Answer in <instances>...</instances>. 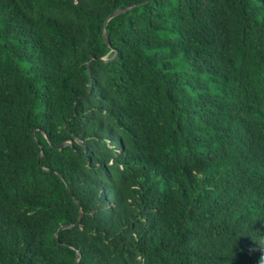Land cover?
I'll list each match as a JSON object with an SVG mask.
<instances>
[{
  "label": "trees",
  "instance_id": "trees-1",
  "mask_svg": "<svg viewBox=\"0 0 264 264\" xmlns=\"http://www.w3.org/2000/svg\"><path fill=\"white\" fill-rule=\"evenodd\" d=\"M148 1L0 0V264H264V0Z\"/></svg>",
  "mask_w": 264,
  "mask_h": 264
},
{
  "label": "water",
  "instance_id": "water-1",
  "mask_svg": "<svg viewBox=\"0 0 264 264\" xmlns=\"http://www.w3.org/2000/svg\"><path fill=\"white\" fill-rule=\"evenodd\" d=\"M150 1H152V0H150ZM150 1H148V2H150ZM146 3H147V2H146ZM143 4H145V3H143ZM141 5H142V4H139V3H138V4H135V5H133V6L124 7V8H121V9H118V10L114 11V12L108 17V19L104 22V28H103V30L105 29V25H106L107 21H108L110 18H112V17H114V16H117V15L123 13V12H126V11L130 10L131 8H133V7H135V6L138 7V6H141ZM102 36H103L104 41H105L106 43L109 44V40H108V37H107V34H106L105 30L103 31ZM92 58H93V57H91V58L89 59V61H90ZM101 60H107V59H105V58H101ZM89 61H88V63H89ZM88 72H89V68H88ZM67 144H68V143H62V144H60L58 147L65 146V145H67ZM77 204H78V206H80V203H79V202H77ZM82 216H83V213H82V211H81V218H82ZM67 228H68V226H64V227H62V228H60V229L63 230V229H67ZM76 256H77V257L80 256V254H79L78 251H76ZM74 264H78V259L75 261Z\"/></svg>",
  "mask_w": 264,
  "mask_h": 264
}]
</instances>
